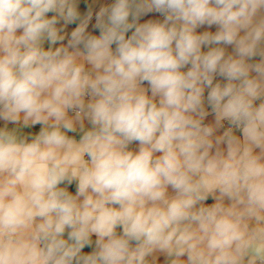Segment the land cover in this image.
I'll list each match as a JSON object with an SVG mask.
<instances>
[{"label": "clouds", "instance_id": "1", "mask_svg": "<svg viewBox=\"0 0 264 264\" xmlns=\"http://www.w3.org/2000/svg\"><path fill=\"white\" fill-rule=\"evenodd\" d=\"M93 18L0 0V264H264V0H114L98 35Z\"/></svg>", "mask_w": 264, "mask_h": 264}, {"label": "crops", "instance_id": "2", "mask_svg": "<svg viewBox=\"0 0 264 264\" xmlns=\"http://www.w3.org/2000/svg\"><path fill=\"white\" fill-rule=\"evenodd\" d=\"M92 1H93L94 5H95V10H94V12H93V13H94V18H93L92 21H90L89 26L92 25V23L95 22V12H98V11H99V8H100L101 6H109V5H111V4L114 2V0H92ZM149 19H151V20H157V16H156V12H155V11H153V12H151V13H148L147 15L142 16V17L140 18V20H139V23H145V22H147ZM62 23H63V22H61V24H62ZM75 27H76V26L74 25V23H71V24H69V25H67V26L65 27L64 32H65L67 35H66V39H65L64 43H67V38L70 37V33H71V31L74 30ZM204 31L215 32V31H217V28H216V26H212L211 28H209L207 25H205V26L199 27V28L197 29V33H202V32H204ZM48 46H49V45H48L47 42H46V43H45V48H47ZM203 50H204V51H207L206 48L203 49ZM232 51H233L232 46H227V52H228V53H231ZM255 59L258 60L259 57H256ZM144 86L147 87V84H145ZM205 92H206V90H205ZM149 94H150V93H149ZM207 110H208L209 114H208V116H206V118H205V120H204V123H205V124H214V123H215V115H214V113H212L210 107H208ZM3 126H4V122H3V121H0V127H3ZM8 127H9V129H11L12 127H14V125H12V124H8ZM40 127H41V125H36V126H34V127L28 128V129H22V132H23V134H25V135H28L29 133L35 134V133H38ZM86 127H89V125H87V123H86ZM30 130H31V131H30ZM222 133H223V130H222V128H220V129L217 130L216 135H221ZM235 134H236L237 136H241V132H239V133H235ZM69 135H70V136H74L76 139H79L80 136L82 135V133H80L79 130H78V131L75 132V133H69ZM138 147H139V145H138V143H137V148H136V150H138ZM222 147H223V146H222ZM257 151H259V150L257 149ZM169 193H170V194H173L171 188H169ZM209 200H210L211 203H214V202H215L214 199H213L211 196L209 197ZM226 203H227V201H226ZM117 231L119 232V231H121V229H117ZM93 237H95V236H93ZM95 238H96V237H95ZM165 259H166L165 256H164L163 254H160V255H159V258H158V264H164Z\"/></svg>", "mask_w": 264, "mask_h": 264}, {"label": "trees", "instance_id": "3", "mask_svg": "<svg viewBox=\"0 0 264 264\" xmlns=\"http://www.w3.org/2000/svg\"><path fill=\"white\" fill-rule=\"evenodd\" d=\"M75 3H76L77 10L80 13L81 18H83V16L86 15L87 10H88L89 7H91L93 9V12L95 10V5H94L92 0H75ZM49 15H52V13H50ZM79 23H80V20L78 19L77 21L74 22V25L77 26ZM94 24H95V22L88 27V31L93 33V34L98 35L99 34V30L95 29L93 27ZM130 34L131 33H129V35ZM60 186L61 187H67L68 191H70L71 193L75 194V191H76V182L75 181H73V183L71 185H68L67 182H65L64 184H61ZM67 231L68 230H66V232L64 234V238L65 239H67ZM92 239H93V244L91 246H86L82 250L83 253H85V254L89 253L95 247L94 241H95L96 238L92 237Z\"/></svg>", "mask_w": 264, "mask_h": 264}, {"label": "built area", "instance_id": "4", "mask_svg": "<svg viewBox=\"0 0 264 264\" xmlns=\"http://www.w3.org/2000/svg\"><path fill=\"white\" fill-rule=\"evenodd\" d=\"M156 16H157V20H159V21H163V19H164V17L163 16H161L159 13H156ZM93 24V23H92ZM186 70V69H185ZM216 81H219V82H221V83H224V82H226V81H224V79L222 78V77H219V76H217L216 77V80L214 81V83L216 82ZM145 84H147L146 82H145ZM207 89H206V92H205V97L207 96ZM260 103V101L258 100V101H256V104H259ZM231 125H229V123L227 122V121H224L223 122V127H222V130L224 131V130H226L228 127H230ZM240 131L238 130V129H234V133H239ZM137 143L138 142H133L129 147H130V149L131 150H136V148H137ZM206 205H211L212 203L210 202V200H209V198L204 202Z\"/></svg>", "mask_w": 264, "mask_h": 264}]
</instances>
